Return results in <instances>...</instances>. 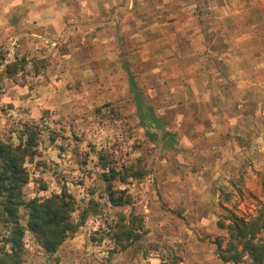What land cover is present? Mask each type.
<instances>
[{
  "label": "rangeland",
  "instance_id": "obj_1",
  "mask_svg": "<svg viewBox=\"0 0 264 264\" xmlns=\"http://www.w3.org/2000/svg\"><path fill=\"white\" fill-rule=\"evenodd\" d=\"M125 3L0 0V139L39 133L24 194L66 189L87 214L53 256L27 233L22 264H224L220 223L264 207V0H133L62 38ZM194 189L213 205L193 208ZM122 223L139 238L118 241Z\"/></svg>",
  "mask_w": 264,
  "mask_h": 264
},
{
  "label": "trees",
  "instance_id": "obj_2",
  "mask_svg": "<svg viewBox=\"0 0 264 264\" xmlns=\"http://www.w3.org/2000/svg\"><path fill=\"white\" fill-rule=\"evenodd\" d=\"M5 69L11 73L15 65L8 64ZM130 85L133 90L137 89L132 75ZM148 117L151 122L157 123L152 112H149ZM23 135L22 141L17 145L0 139V228L3 231L0 264L23 263L27 233L33 235L35 242L46 254L55 255L87 220L86 212L78 210L74 196L66 189L45 200L26 197L24 188L30 183L27 163L37 154L39 133L28 128ZM116 174L113 169L104 173V181L108 183L110 203L119 207L125 204L123 191H113L110 185ZM116 194H120L118 199H115ZM22 210L26 214L24 219L20 215ZM77 212L78 221H75L73 216ZM23 221L26 222L25 225ZM220 228L226 229L229 235L225 248H222L221 243H216L224 264H239L245 256L251 264H264V207L260 214L248 221L232 216L230 223H220ZM115 236L122 244L139 238L138 235L132 238V231L123 223L117 226ZM123 248L125 249L124 246Z\"/></svg>",
  "mask_w": 264,
  "mask_h": 264
},
{
  "label": "crops",
  "instance_id": "obj_3",
  "mask_svg": "<svg viewBox=\"0 0 264 264\" xmlns=\"http://www.w3.org/2000/svg\"><path fill=\"white\" fill-rule=\"evenodd\" d=\"M133 2V1H132ZM63 7H64V9L66 8V5L65 4H63ZM62 11H60V15H58L57 16V18H54L53 20H54V22H50V23H45V24H47V25H50V26H57L58 25V27H59V25H60V20L62 19L61 17H62ZM40 15V16H39ZM38 16H39V18H40V20H41V14H38ZM57 19V20H56ZM56 20V21H55ZM58 21V22H57ZM40 24H42V25H45L44 24V22L41 20V22H40ZM88 24V23H87ZM95 30V29H94ZM262 176H264V175H262ZM257 181V180H256ZM259 189L257 188V183H254V188L252 189V190H260L261 189V187H263V185H262V183L261 184H259ZM262 190V189H261ZM260 190V191H261ZM211 194H212V192L210 191V190H206V189H194V191H191V195L192 196H195L194 197V200L192 201V203L190 204L193 208H196V207H194L197 203V205L199 206V208L197 207V209H198V211L199 210H201L200 209V207L202 208V207H204L205 205H207L208 204V206H212L213 205V203L212 202H214V201H212L211 202V200H213L212 198H211ZM214 195V194H213ZM206 202H207V204H206ZM189 205V206H190ZM184 206H188V203H187V201L185 200L184 201ZM189 206H188V208H189ZM209 208V207H208ZM202 221L204 222L205 221V218H203L202 219ZM209 221V220H208ZM213 231H211V232H216L217 234L219 233V230H218V228H216L215 227V225L213 226V229H212ZM219 234H221V233H219ZM142 258V257H141ZM142 261H145V260H143V258H142ZM156 260H153L152 262L154 263ZM144 264H145V262H144Z\"/></svg>",
  "mask_w": 264,
  "mask_h": 264
},
{
  "label": "water",
  "instance_id": "obj_4",
  "mask_svg": "<svg viewBox=\"0 0 264 264\" xmlns=\"http://www.w3.org/2000/svg\"><path fill=\"white\" fill-rule=\"evenodd\" d=\"M132 1L133 0H126V3H125V5L123 7L117 9L116 11H114L112 18L109 21L94 22V23H88V24H73V25H69L65 29V31L63 32L62 38H64L72 30L78 29V30H82V31H89V30H94V29H98V28H102V27L114 24V22L116 20V17L120 13L126 11L131 6ZM25 36L36 38V37H34L32 35H29V34L21 35L18 38L25 37ZM13 41H14V38L10 41V44H12Z\"/></svg>",
  "mask_w": 264,
  "mask_h": 264
}]
</instances>
